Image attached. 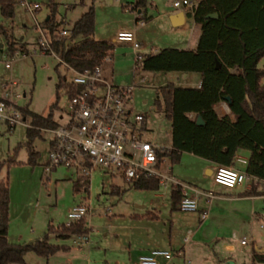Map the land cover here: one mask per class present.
Instances as JSON below:
<instances>
[{
  "label": "rangeland",
  "instance_id": "obj_1",
  "mask_svg": "<svg viewBox=\"0 0 264 264\" xmlns=\"http://www.w3.org/2000/svg\"><path fill=\"white\" fill-rule=\"evenodd\" d=\"M48 1L16 0L11 18L2 17L0 14V31L8 33L13 43H17L14 52L10 53L5 43V36L0 32V43H3L0 46V96L9 90L18 93V96H12L14 103L38 113H46L50 104L56 101L57 107L52 111L57 117L59 108L66 99V92L64 87L58 88L56 98L55 83L58 75H64L68 79L70 72L63 64L57 65L56 56L42 54L37 50L34 53L22 54L19 50L21 45L31 49L38 34L35 26L41 24L42 28L45 27L42 22L49 13ZM52 1L55 7V20L60 22H57L59 26L65 27H70L81 12L92 4L93 34L96 38H107L130 17L128 11H124L121 6L125 0ZM160 2L170 3L172 0H160ZM27 5L32 10L27 8ZM36 5H38L37 9H35ZM149 11L155 12L150 9ZM157 22H151L142 30L146 38H150L155 44H158V39L162 38L161 34H157L159 29ZM189 46L194 47V43H190ZM116 49L112 54L107 52L106 58L101 59L103 76L119 85L133 84L126 104L132 111L143 113V139L168 147L170 124L162 111L154 106L155 89L167 80H172L175 85L193 86L197 72L189 71L188 76L182 79L175 78L172 75L174 71H146L140 68L132 70L133 60L132 52L128 51L129 45L120 44ZM122 52L126 54L123 56ZM263 60L264 57L257 65L261 66ZM3 75L6 77L4 78ZM119 78L124 80L126 78V81L120 83ZM262 80L264 81V77ZM216 108L221 112V102ZM19 113V120L11 128L0 119V178L6 180L8 184L9 240L20 243L41 237L48 222L53 225L65 223L68 209L81 200L89 205L88 221L86 220L85 224L90 226L86 232L90 246H71L69 252L60 249L47 259L29 250L24 253L23 262L11 263L87 264V260H91L92 264H119L114 258L115 255L125 256L127 242L136 241L140 232L135 226V228L130 227L131 223L138 224V220L131 221V214L142 213L144 208L149 206L148 204L154 205L159 210L157 211L159 218L152 222L154 228H160L161 233L164 234L168 221L171 220L173 234L171 244L178 247L182 243L181 235L187 228H192V224L197 221V210H176L170 215L169 183L159 184L154 189L136 188L124 182L118 175H109L95 168L86 175L88 191L84 192L82 189L75 191L72 188V181L79 175L74 170L59 166L48 173L43 171L42 165L47 152L44 131L40 130V134L33 137L31 142L32 149L37 151L35 162L33 164L26 162L27 150L23 142L26 139L25 129L29 118L20 111ZM10 158L15 159L17 163H8L7 159ZM165 160L171 167L165 168L166 173L175 174L177 170L190 171L196 177L206 180L205 185H210L212 177L206 174L202 165L203 160L199 156L183 152L177 162H171L168 157ZM49 239L52 240V237ZM54 241L56 240L52 242ZM69 241L67 239L64 243ZM210 253L208 247L205 249V255L201 251L196 254L201 258L209 256Z\"/></svg>",
  "mask_w": 264,
  "mask_h": 264
},
{
  "label": "trees",
  "instance_id": "obj_2",
  "mask_svg": "<svg viewBox=\"0 0 264 264\" xmlns=\"http://www.w3.org/2000/svg\"><path fill=\"white\" fill-rule=\"evenodd\" d=\"M15 1L0 0L2 17L13 16ZM133 5L136 9H143L145 0H134ZM48 6L49 13L42 24L52 31L59 27L60 22L54 18L52 0L48 1ZM207 13H216V16L206 17ZM188 14L200 27L195 47H163L156 52L142 53L134 69L199 73L197 86L166 82L155 89L154 106L162 111L170 124V145L159 155L177 162L181 152L186 151L217 164L230 165L236 149L245 148L248 157L244 171L264 180V60L261 66L257 65L264 57V0H198ZM93 28L94 10L90 4L72 22L68 35L50 42L58 58L57 65L63 61L76 70H83L99 62L112 44L94 39ZM0 32L5 36L7 49L13 53L16 46L10 35ZM19 50L23 51L22 47ZM60 87H64L67 96L78 89L64 75H58L55 83L56 98ZM219 102L226 104L227 112H218L216 104ZM56 107V101H53L43 115L26 106H17L21 114L29 118L23 142L29 164L35 162L37 155V151L32 149V139L40 134L43 127L56 125L52 111ZM197 115L202 120L201 124L195 122ZM7 162L17 163L13 158ZM86 177L79 175L72 181V188L87 192ZM130 185L154 189L159 183L156 177H140ZM256 188L257 184H252L245 192H259ZM180 194V187L170 188L173 207ZM8 209V184L0 178V264L23 262L24 253L29 250L39 256H48L62 247L48 241L50 235L65 238L87 231L84 218H80L68 224L47 223L41 237L30 242H10L6 237ZM251 260L264 264V253L251 250Z\"/></svg>",
  "mask_w": 264,
  "mask_h": 264
},
{
  "label": "built area",
  "instance_id": "obj_3",
  "mask_svg": "<svg viewBox=\"0 0 264 264\" xmlns=\"http://www.w3.org/2000/svg\"><path fill=\"white\" fill-rule=\"evenodd\" d=\"M171 5L184 6L192 12L195 3L189 0H172ZM128 7L135 9L133 4ZM27 8L32 10L28 5ZM137 21L142 22L140 19ZM69 32L70 27L59 26L50 31L47 27L37 25L36 46L41 50L39 52L56 56L50 42L62 35H68ZM115 37L129 41L133 49L138 47L133 30L117 31ZM141 54L140 51H132V70L139 64ZM105 55L101 59L106 58ZM101 59L92 67L83 70H76L61 61L70 72L66 80L78 89L70 96L66 95L55 119L56 125L42 128L47 142L43 171L48 173L62 166L74 170L77 175H88L92 169L97 168L109 175H118L129 184L140 177H156L159 184L169 183L171 187H180L181 194L177 203L179 210H196L200 192L165 172L167 156L159 153L168 147L143 139V113L132 111L126 104L133 84H115L103 76ZM2 86H5L4 82ZM18 95L9 90L0 98V119L9 128L19 120V110L12 100V96ZM212 178L214 182L225 187H232L245 180H256L255 176L224 164L216 165ZM188 188L194 190V193H188ZM204 194L211 196L209 192ZM88 212L87 203H75L66 213L65 224L85 218ZM205 216L206 211L202 210L200 217ZM78 237V242H85V234ZM238 240L243 244L246 238L242 236ZM171 258L172 252L169 249L153 247L139 254L134 264H171ZM184 264H189V260L185 259Z\"/></svg>",
  "mask_w": 264,
  "mask_h": 264
},
{
  "label": "crops",
  "instance_id": "obj_4",
  "mask_svg": "<svg viewBox=\"0 0 264 264\" xmlns=\"http://www.w3.org/2000/svg\"><path fill=\"white\" fill-rule=\"evenodd\" d=\"M133 1L134 0H125L121 3L123 10L128 11L130 17H128V20L114 33L104 39L100 37L96 38L93 34L94 39L107 41L112 44L111 49L107 52L112 54V51L117 50V46L120 44L123 45L124 43L129 45L130 49L128 51H140L141 53L156 52L163 47L190 48L189 45L192 42L195 47L200 27L199 24L193 20L192 16L188 14L187 7H173L171 2L161 3L160 0L156 2L153 0H145L143 9L135 8L132 10L128 6L133 4ZM189 1L196 3L198 0ZM37 7L38 5L35 6V9H37ZM149 9L155 12L152 13ZM178 11L183 12L181 17H177V14H175ZM138 19L142 22H138ZM151 22H157L159 28L157 34L162 35V38H160V40L158 39V44L153 43L150 38H146L142 31L145 26H148ZM38 26L42 27L41 24H38ZM35 27L37 31V26ZM120 30H133L134 39L138 43L136 49H133L129 41L116 39L115 33ZM2 45L3 43H0V46ZM14 45L16 46L17 43H14ZM20 47L23 49V51H21L22 54L34 53L36 50L41 51L36 46V39L31 49H28L25 45H21ZM121 54L124 56L126 53L122 52ZM188 74L189 71H174V73H172L175 78L180 77L182 79H185ZM3 77L5 78V75H3ZM195 79L196 82L193 86H197L200 82L198 72ZM119 81L120 83L126 81V78L125 80L119 78ZM166 82H172L174 84L172 80H167ZM221 108V113L228 111L224 102H221ZM41 114L44 115L46 113ZM53 118L56 119L54 115ZM183 152L186 151H182L181 153ZM188 153L192 154L190 152ZM247 157V149L237 148L230 165L238 170L244 171ZM200 158L203 160L202 165L206 174L212 177L217 163L202 157ZM166 167L171 168L170 165L167 164ZM170 173L172 176L175 175V178L178 180L200 192L197 200L196 223L192 224V228H187L181 235L180 239L182 243L178 247L172 246L171 240L173 234L171 230V220L168 221L166 232L162 234L160 228L155 229L152 224V222H155L159 218L157 213L159 210H157L154 205L148 204L149 206L145 207L142 213L134 212L131 214V221L138 220V224L134 225L131 223L130 227H136L140 232L138 233L136 241L127 242V254L125 256L119 257L114 254V258L117 259L119 264H134L139 254L145 253L153 247L169 249L172 252L171 264H184V260L187 258L189 259V264H262L258 261L253 262L251 260V250L264 253V180L256 178V180L250 181V183H248V180H245L232 187H225L214 182L213 178L211 183L209 182L210 185H205L207 182L206 180L196 177L193 173H190V171L185 172L177 170L175 174L173 172ZM252 184H257L256 190L259 192L246 193L245 191L249 189ZM170 188L171 186L169 187V214L171 215L172 211L175 212L179 209L177 203L174 207L172 206ZM186 191L188 193H194V190L189 188L186 189ZM207 192L211 193V196L204 194ZM202 210L206 211V216L203 218L200 217V212ZM86 220L88 221V216L84 218V222H86ZM85 226L87 230L90 227L86 224ZM87 234L88 233H85V242L83 243L78 242L79 237L76 235L65 238H57L50 235L49 237H52V240L48 237V241H59L53 242L62 245L58 250L62 249L64 252H69L71 246H90ZM114 236H116V233ZM242 236L246 238L243 244L239 243L238 240ZM6 237L9 240L7 230ZM67 239L70 240L69 243H64ZM208 247L211 252L209 256L201 258L197 256L196 253H198V251H201L205 255V249ZM110 249L115 250L114 248ZM194 251H196V253ZM52 254L43 256V258L47 259ZM185 254L188 256H185ZM66 264H69V262ZM87 264H92L91 260H87Z\"/></svg>",
  "mask_w": 264,
  "mask_h": 264
},
{
  "label": "water",
  "instance_id": "obj_5",
  "mask_svg": "<svg viewBox=\"0 0 264 264\" xmlns=\"http://www.w3.org/2000/svg\"><path fill=\"white\" fill-rule=\"evenodd\" d=\"M175 14H177V17H181L182 15H183V12L182 11H178L177 13H175ZM206 17H215L216 16V13H207L206 15H205ZM47 18V16L45 17V19ZM216 66H217V62H216ZM226 99L228 98V96H226L225 97ZM195 122L196 123H198V124H201L202 123V120H201V118H200V116H196V118H195ZM31 240H29V241H27V242H30Z\"/></svg>",
  "mask_w": 264,
  "mask_h": 264
}]
</instances>
